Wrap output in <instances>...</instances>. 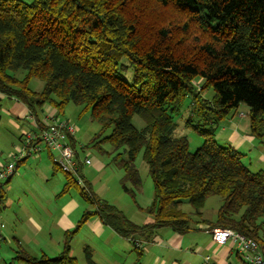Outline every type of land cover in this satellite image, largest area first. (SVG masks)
<instances>
[{"label":"trees","instance_id":"trees-1","mask_svg":"<svg viewBox=\"0 0 264 264\" xmlns=\"http://www.w3.org/2000/svg\"><path fill=\"white\" fill-rule=\"evenodd\" d=\"M33 79L43 82L42 91L30 88ZM209 89L210 100L203 97ZM0 94L34 116L44 106L60 115L70 103L90 111L100 126L96 139L111 131L98 144L116 153L124 191L133 195L128 184L142 186L135 166L141 152L154 187L146 209L154 222L138 227L88 183L65 174L64 192L76 187L93 211L66 234L57 257L33 256L17 242L19 263L79 264L70 242L92 215L126 239L161 228H227L255 240L264 256V172L251 171L245 155L216 141L241 105L249 109L250 134L264 140V0H0ZM188 99L185 127L205 140L195 152L186 136H175ZM71 144L76 148L75 139ZM211 197L222 200L214 222L203 219ZM185 202L192 213L183 211ZM85 259L96 264L89 248Z\"/></svg>","mask_w":264,"mask_h":264},{"label":"crops","instance_id":"crops-1","mask_svg":"<svg viewBox=\"0 0 264 264\" xmlns=\"http://www.w3.org/2000/svg\"><path fill=\"white\" fill-rule=\"evenodd\" d=\"M52 112L51 107L44 106L34 116L23 102L0 94V169L3 166L1 157L18 146L25 134L36 132L37 126ZM233 116L218 128L216 137L223 138L226 145H231L240 152L249 153L252 156L249 164L254 168L251 171L264 172V140H260V145H255V138L248 131L247 125L242 120L235 121ZM64 120L70 123L69 120ZM11 153L7 156L9 160ZM95 167L99 171L104 168L101 163ZM17 169L19 172L16 173ZM57 169L53 154L43 152L37 157L19 162L14 175L5 183L8 186L3 188L1 184L0 202L6 201L8 204V211H0L3 241L9 243L10 239L15 244L19 242L36 257L43 254L49 257L59 256L64 248L66 234L78 227L86 212L93 211L77 188H73L76 190L75 194L71 193L72 189L64 192L67 178L65 174L64 177L59 176ZM13 191L19 195L16 214L23 211V220L18 229L13 228L15 213L9 212V199ZM148 200L151 205V197ZM108 203L138 227L154 222L153 215L146 212L148 205L136 204L137 210L148 216L143 215L140 221H135L124 210ZM221 204L222 202H216V217ZM215 216L203 219L214 222ZM208 231L209 226L206 224L198 225L196 230L187 234H179L171 228H161L145 230L126 239L106 225L100 217L92 215L73 235L70 242L71 254L76 258V252L78 254L82 251V256H85V249L89 248L96 264H238L240 255L236 246H217ZM75 240L79 241L81 249L75 248Z\"/></svg>","mask_w":264,"mask_h":264},{"label":"rangeland","instance_id":"rangeland-1","mask_svg":"<svg viewBox=\"0 0 264 264\" xmlns=\"http://www.w3.org/2000/svg\"><path fill=\"white\" fill-rule=\"evenodd\" d=\"M27 3H31L33 0H24ZM24 71H19L15 74L17 78L22 79L25 76ZM132 69L127 74L128 80L132 78ZM199 81L197 82L198 85ZM44 84L43 82L33 79L30 82V88L35 92H40L43 90ZM214 96V91L212 89L207 90L203 93V97L205 99H212ZM190 99L186 100L184 103L183 109L181 113L177 116L176 121L178 123V128L175 132L176 137L186 136L189 140L190 150L195 152L199 147H201L205 140L200 137L196 132L192 129L186 128L185 123L190 116ZM54 111V110H53ZM240 114H243L244 117L241 119ZM235 121L242 120L245 126L247 125L248 131L250 132V119H249V109L246 105H241L236 111L232 112ZM62 119H67L72 123L77 129L78 132L76 134V150L80 153V158L84 159L88 156L92 159V166H85L83 167L82 175L84 179V185L87 183L91 184L93 191L99 196L101 199H104L110 202L113 205H116L120 209L124 210L126 214L135 221H140L146 215V213H140L137 210V205L140 206H150L149 198L151 197L152 201L154 198V187L153 182L148 173V167L143 161L142 152L138 155L135 161V166L139 172V175L142 180V186L139 188H134L130 184L129 187L133 191V195L130 193H126L123 189L122 182L124 180L125 172L124 170L116 167L112 163L113 157H115L116 153L113 152L111 146L108 143H100L98 144L103 137L109 136L111 131L105 133V135L100 138L96 139L98 133L100 132V126L93 121L91 118L90 111H84L82 107L68 104L65 109L63 110L62 114L59 115ZM134 124L138 129L143 128V122L139 118L134 119ZM218 135V134H217ZM96 139V140H95ZM217 142L221 146H226V142H224L223 138L216 137ZM255 145H260V140L255 138ZM84 150V151H83ZM14 148L7 152L6 156H2V164L7 165L11 161L8 159V154L13 152ZM124 150H120L122 152ZM243 155H248L245 157L244 161L246 166L249 169H254L249 164V159H252L249 153L241 152ZM256 154V152H254ZM56 155V154H55ZM125 156V155H124ZM101 163L104 168L99 171L95 165ZM19 172L18 169L16 173ZM59 176L64 177V173L58 171ZM16 176V175H15ZM93 184H92V183ZM6 181H2L1 184L3 188H6L8 184H5ZM76 187H72L71 193L75 194L76 190L73 189ZM8 195V193H7ZM18 197L16 192H12L10 194V201H9V212L15 213L14 217V229H18L20 227V223L23 220V211L20 210L17 214L16 211L18 208ZM222 202L219 197H211L207 202L204 210H203V217L205 219H212L216 214V202ZM6 201L0 202V211L4 213L8 211V207ZM152 203V202H151ZM184 212L190 214L192 213V209L188 203H184L182 206ZM14 216V215H13ZM216 217V216H215ZM149 218V217H148ZM4 232V230H3ZM19 233V232H18ZM79 240V239H78ZM5 242H7L5 240ZM4 241L0 244V264H21L17 260L14 259L15 256V249L16 244L12 240L9 243H5ZM75 248L81 249V245L79 241L75 240ZM78 251V250H76ZM81 252H76V257L78 259L79 264H87L85 256H82ZM52 256V254H50ZM54 255V254H53ZM41 257V255H38ZM56 257V256H53ZM52 257V258H53Z\"/></svg>","mask_w":264,"mask_h":264},{"label":"built area","instance_id":"built-area-1","mask_svg":"<svg viewBox=\"0 0 264 264\" xmlns=\"http://www.w3.org/2000/svg\"><path fill=\"white\" fill-rule=\"evenodd\" d=\"M240 117L244 115L240 114ZM76 132L77 128L55 111L48 114L37 126V131L25 134L20 144L14 148L10 154L11 162L0 169V185L2 181H7L14 175L19 162L49 152L53 154V161L61 172L74 176L78 185L85 186L82 168L91 166L93 162L88 156L81 159L79 152L72 146L71 139L75 138ZM208 232L217 246H236L240 255L238 264H264V256L255 240L227 228H213ZM2 239L0 221V240Z\"/></svg>","mask_w":264,"mask_h":264}]
</instances>
